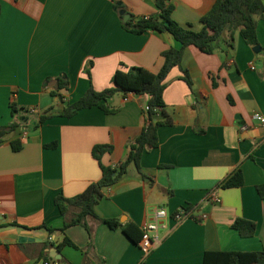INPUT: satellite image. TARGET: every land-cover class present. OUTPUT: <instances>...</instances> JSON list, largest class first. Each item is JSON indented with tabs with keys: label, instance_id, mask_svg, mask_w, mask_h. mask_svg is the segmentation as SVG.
Returning <instances> with one entry per match:
<instances>
[{
	"label": "crops",
	"instance_id": "crops-1",
	"mask_svg": "<svg viewBox=\"0 0 264 264\" xmlns=\"http://www.w3.org/2000/svg\"><path fill=\"white\" fill-rule=\"evenodd\" d=\"M216 1L171 0L172 16L200 31L201 18ZM0 5V127L24 122L0 142V264H203L206 252L264 250V199L257 189L264 185V125L254 119L256 113L264 116V19L257 21L259 52L239 33L232 49L225 41L213 54L186 49L182 67L193 86L179 68L169 74L165 107L156 121L165 113L172 124L158 129L159 146L142 156L146 177L131 165L95 207L101 219L139 228L158 209L173 215L195 208L202 222L167 219L160 229L162 242L145 257L122 229L93 217L86 220L94 234L92 246L83 225L64 233L43 226L60 229L80 212L71 207L63 216L55 200L74 198L101 179L95 146L113 147L101 157L106 166L127 157L130 142L148 124L150 97L117 94L109 102L118 110L114 114L93 107L72 118L53 117L39 128L35 123L49 108L62 110L52 90L63 74L70 83L63 93L68 104L91 84L97 91L110 88L120 68L160 71L163 52L181 44L167 33L128 32L116 9L120 6L129 18L156 16V0H0ZM90 62L91 76L86 73ZM12 103L32 113L28 118L13 114ZM16 140L22 142L19 152L12 149ZM54 142L57 148L47 147ZM239 170L244 184L225 188L223 183ZM236 219L255 222V235L242 237L231 226ZM66 237L77 249L59 248Z\"/></svg>",
	"mask_w": 264,
	"mask_h": 264
},
{
	"label": "trees",
	"instance_id": "trees-1",
	"mask_svg": "<svg viewBox=\"0 0 264 264\" xmlns=\"http://www.w3.org/2000/svg\"><path fill=\"white\" fill-rule=\"evenodd\" d=\"M159 14L136 18L131 17L123 23L124 29L128 32L139 35L148 31L167 33L181 44L180 48H169L162 54L164 63L158 73H152L142 67L133 66L124 70L118 69L112 77V86L103 91H97L91 84L87 92L77 101L65 104L64 94L69 90V78L66 74L56 78L58 84L53 88L52 95L58 97L64 104L62 110L54 112L53 108L44 111L35 123L39 128L53 117L72 118L83 109L99 107L107 114H114L118 110L109 107L110 100L117 94L124 98L129 95H148L150 97L148 105L150 110L148 114V124L141 134L129 144L130 152L127 157L116 166H106L101 162V157L105 153L112 152L113 147L109 145H98L93 149V156L99 161L102 177L91 184L84 193L74 197L66 198L63 195L56 197L55 203L61 214L65 216L71 207H77L80 212L70 221H66L60 229L49 228L44 225L50 233L60 231L64 233L66 229L74 225H83L90 232L91 246L93 245L94 234L91 232L87 218L93 217L107 224L111 229H122L124 234L134 243L139 244L143 233L141 228L133 223L121 224L117 219H101L96 214L95 207L105 197V191L118 184L128 173L131 165L137 167L142 177H146L142 166L141 159L143 154L149 149L159 146L158 129L164 125L172 124L171 118L165 113L162 117L164 120H158L159 111L164 109V92L167 88V79L174 68H179L183 72L182 79L190 86H193L192 78L188 70L182 67L184 54L189 46H195L205 54H213L218 48L221 41H225L226 47L234 48L236 33H239L244 41L253 47L260 45L257 34V21L264 19V0H217L212 9L201 18L203 25L200 31L193 29L191 25L183 26L173 18L174 7L165 0H156ZM117 10L121 7L116 6ZM1 15V5H0ZM228 39L225 38L226 35ZM93 63L90 62L86 73L91 76ZM124 67V65H121ZM22 112L26 118L32 113L30 109L20 108L12 103V113ZM24 122L18 121L11 123L6 127H0V142L3 138L17 131ZM57 142L47 145L48 148H57ZM12 149L19 152L22 149V142L16 140L12 142ZM244 184V176L241 170L237 171L223 183L225 188L241 187ZM258 193L264 199V185L257 187ZM191 212L189 218L202 222L203 218L194 216L195 208L189 206L185 209ZM17 226V223L11 224ZM232 228L237 230L242 237H253L257 230V224L245 219H236L232 223ZM71 246L77 249V246L69 239L65 238L59 248L62 246ZM140 264H145L142 260ZM203 264H264V250L256 252H206Z\"/></svg>",
	"mask_w": 264,
	"mask_h": 264
},
{
	"label": "built area",
	"instance_id": "built-area-1",
	"mask_svg": "<svg viewBox=\"0 0 264 264\" xmlns=\"http://www.w3.org/2000/svg\"><path fill=\"white\" fill-rule=\"evenodd\" d=\"M167 3H170L171 0H165ZM148 18V17H147ZM150 110L149 105L145 107V111L148 112ZM254 119L257 120L261 125H264V116L260 113H256L254 115ZM246 127H243L242 130H245ZM209 199L218 203L219 199L213 196H209ZM185 209L187 207L181 208L173 215L169 214L166 209H158L154 212L151 219L147 220L141 226V230L143 233L142 239L139 243V247L145 257H147L161 242L162 237L160 235V229L165 228V222L169 218H173L177 223H181L187 220L191 216V212H187ZM45 264H49V262H45Z\"/></svg>",
	"mask_w": 264,
	"mask_h": 264
},
{
	"label": "water",
	"instance_id": "water-1",
	"mask_svg": "<svg viewBox=\"0 0 264 264\" xmlns=\"http://www.w3.org/2000/svg\"><path fill=\"white\" fill-rule=\"evenodd\" d=\"M122 14L124 15V20L127 21L129 19V15H126L125 12H122ZM255 52H259L261 50L260 46L254 47L253 49ZM26 241L25 238L22 239V242ZM58 252V251H57Z\"/></svg>",
	"mask_w": 264,
	"mask_h": 264
},
{
	"label": "rangeland",
	"instance_id": "rangeland-1",
	"mask_svg": "<svg viewBox=\"0 0 264 264\" xmlns=\"http://www.w3.org/2000/svg\"><path fill=\"white\" fill-rule=\"evenodd\" d=\"M229 35L227 34L225 37H228Z\"/></svg>",
	"mask_w": 264,
	"mask_h": 264
}]
</instances>
